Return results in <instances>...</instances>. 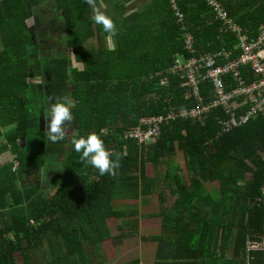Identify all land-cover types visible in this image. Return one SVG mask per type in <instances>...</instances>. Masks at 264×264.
<instances>
[{
    "label": "trees",
    "instance_id": "trees-1",
    "mask_svg": "<svg viewBox=\"0 0 264 264\" xmlns=\"http://www.w3.org/2000/svg\"><path fill=\"white\" fill-rule=\"evenodd\" d=\"M47 1L62 19L61 34L82 68L68 57L40 60L38 29L30 22L37 18L36 7ZM104 1L119 28L114 50L102 43L107 34L93 22L85 0L0 2V157L15 156L0 166V264H18V255L24 264H90L88 255H96L110 236L106 219L130 215L115 205L156 195L164 206L163 232L153 238L159 244L156 264H232L226 260L228 249L236 259L245 254L253 258L250 264H264V254L253 249L264 241V201H257L264 188V118L219 137V108L204 122L181 119L166 126L151 144L124 138L141 118L191 104L181 78L172 75L170 87H163L159 76L173 67L176 54L189 56L186 33L194 37L198 55L230 50L238 41L221 33L205 0H176L182 23L172 0H152L127 17L131 0ZM220 1L247 37L258 36L264 0ZM44 72L50 75L41 85L48 89L45 97L33 82ZM204 86L212 92V85ZM64 95L74 101L73 121L66 139L52 143L42 111ZM91 132L102 133L106 148L121 154L115 177L86 167L74 151L71 139ZM49 166L59 178L51 196L25 182L37 169L45 178ZM124 224L122 231H138L141 221ZM124 240L116 236L113 241Z\"/></svg>",
    "mask_w": 264,
    "mask_h": 264
},
{
    "label": "built area",
    "instance_id": "built-area-1",
    "mask_svg": "<svg viewBox=\"0 0 264 264\" xmlns=\"http://www.w3.org/2000/svg\"><path fill=\"white\" fill-rule=\"evenodd\" d=\"M205 2L221 24V33L234 36L238 45L230 50L225 48L198 55L194 37L186 33L184 48L189 56L176 54L173 67L167 73H159V76L163 87H170L172 75L181 78V87L186 92L185 99L191 101V104L171 107L164 114L141 118L136 126L125 132L126 140L141 145L157 142L166 126L181 119L204 122L219 108L223 111L219 118V137L230 134L257 118H264V24L260 26L257 37L249 38L220 0ZM172 3L177 18L182 23L184 15L177 7L176 0H172ZM236 51L240 53L236 55ZM249 76L253 77L252 81H248ZM203 85H212V92L204 91ZM18 166L17 162L16 167ZM257 201H264V188L262 197Z\"/></svg>",
    "mask_w": 264,
    "mask_h": 264
},
{
    "label": "rangeland",
    "instance_id": "rangeland-1",
    "mask_svg": "<svg viewBox=\"0 0 264 264\" xmlns=\"http://www.w3.org/2000/svg\"><path fill=\"white\" fill-rule=\"evenodd\" d=\"M150 1L151 0H140V3L147 4L150 3ZM42 12V19H45L44 21H41L42 19L39 18L37 22L34 20L30 22L31 28L37 27L38 29V36L40 37V60L46 61L54 57H59L61 53L62 56L65 57L71 55V52H69L65 44V36L61 34V29L63 28L62 19L55 14L52 4L49 3V5H46ZM103 44L110 47V42L107 38H103ZM1 48L0 43V49ZM71 57H68L69 60H71ZM71 62L72 65L74 64V66L82 68L81 65L75 64L73 61ZM37 71L39 72V70ZM48 80L49 74L46 72L38 76L37 79H33V82L40 86L39 90L44 97L48 96V89L46 87L41 88V85L44 86ZM46 106L48 109L51 105L46 104ZM1 143L2 142H0V146ZM11 159L12 157L9 155V160ZM4 160L6 161L7 157L1 159L2 162H4ZM50 164L52 163L50 162ZM50 170L45 178L41 177L38 173V169L31 173H27L25 182L27 184H36L41 189L48 190L47 193L51 195L55 188H57L59 178L57 177L58 171L53 169L52 166ZM148 174L151 177L154 176L152 165H149ZM249 178H251L250 175L247 179ZM218 187V183L213 185L214 190H217ZM167 199L168 202L173 200L169 192L167 193ZM161 205L162 202L159 200L158 195L150 196L140 201L132 199L127 200V202L121 201L118 205H115L116 209L126 208L130 215L126 219H117L114 217L106 219L107 230L110 236L99 244L96 255L93 252L88 255L90 264H132L137 262V260L142 261V257L139 256L140 252L146 251L150 253L154 250H158L157 243L152 239L158 235L160 236L162 232V218L159 215L161 213ZM6 215L8 216V213ZM137 219H140V221L142 220V226H140L138 231H135L137 227L127 228L128 226L124 224L126 220L134 221ZM121 226H127L125 227L127 229L122 231V229L119 228ZM122 234H125V236ZM116 236H122L125 240L120 244H116L113 241ZM87 251H90V248H88ZM17 260L18 264H24L21 255H18Z\"/></svg>",
    "mask_w": 264,
    "mask_h": 264
},
{
    "label": "clouds",
    "instance_id": "clouds-1",
    "mask_svg": "<svg viewBox=\"0 0 264 264\" xmlns=\"http://www.w3.org/2000/svg\"><path fill=\"white\" fill-rule=\"evenodd\" d=\"M85 3L92 7L94 12L93 22L102 27L111 44L119 34V28L105 11L100 10L103 7V0H85ZM110 50H114V48L110 47ZM74 106L71 96L64 95L55 103H52L50 108L42 111L47 139L50 142L57 143L66 139L69 126L73 121L72 109ZM71 144L74 151L80 153V159L86 167L95 168L101 176L110 175L115 177L118 175V169L121 166V154H114L106 148L102 133L91 132L87 136L73 137Z\"/></svg>",
    "mask_w": 264,
    "mask_h": 264
},
{
    "label": "crops",
    "instance_id": "crops-1",
    "mask_svg": "<svg viewBox=\"0 0 264 264\" xmlns=\"http://www.w3.org/2000/svg\"><path fill=\"white\" fill-rule=\"evenodd\" d=\"M139 1V2H138ZM152 1V0H151ZM150 1V2H151ZM49 3H51L50 1H47L45 4H42V5H40L39 7H36L37 9V18H36V20H35V18L34 19H32V20H34V21H38L39 20V18H41L42 19V15H43V10H44V7L46 6V5H49ZM147 4H149V3H147ZM146 4H141L140 3V0H131L130 2H128L127 4H126V7H127V9H126V11L124 12V17H127V16H129V15H131V14H133V12H136L137 10H139L140 8H142L143 6H145ZM107 9H108V5H107V3L103 0V7H101V11H105V12H107ZM54 10V9H53ZM91 11H92V17H93V15H94V12H93V9H91ZM45 19H42L41 21H44ZM235 20V19H234ZM62 26H63V24H62ZM241 27V26H240ZM63 28H64V26H63ZM63 28L61 29V32H62V30H63ZM244 30V29H243ZM38 34V33H37ZM246 35V34H245ZM103 38H107V37H105V36H103ZM90 43L92 44V46H97V40H90ZM102 43H103V39H102ZM66 44V43H65ZM106 46V45H105ZM66 47H67V45H66ZM107 47V46H106ZM110 47L111 48H114V45H113V42H111V44H110ZM110 47H107V48H109L110 49ZM62 48H65V47H62ZM68 48V47H67ZM68 50H69V52H71V55H68V56H66V57H71L72 56V51L68 48ZM62 57H65V56H62V53L59 55V57H57V58H62ZM55 58V57H54ZM73 59V57H71V61H73V63H74V59ZM74 65V64H73ZM49 78H50V75H49ZM35 79H37V78H35ZM47 82H49V80L47 81ZM41 122H42V124H43V127L45 128V121L43 120V117L41 118ZM2 144V143H1ZM9 155H11V157H12V159L11 160H9ZM5 157H7V160L5 161L4 160V162H2L1 161V159H5ZM13 159H15V156H13L10 152H7V153H5L4 155H2L1 157H0V166H2V165H4V164H6V163H10V162H13ZM16 165H17V162H16ZM51 166H49V168H50ZM38 173L41 175V177H43L42 176V174L38 171ZM48 174V173H47ZM39 177V176H38ZM37 177V178H38ZM44 178V177H43ZM39 179V178H38ZM44 180H46V179H44ZM40 190L41 191H44V192H46V194L48 195V196H51L49 193H47V191L48 190H43V189H41L40 188ZM55 191V190H54ZM174 202V200H170V202H166V204L167 205H171L172 203ZM163 208H164V206H163V203H162V205H161V211L163 210ZM160 215V217L162 218V216H161V213L159 214ZM141 226H142V220H141ZM162 232H163V218H162ZM162 232H161V234H162ZM160 234V235H161ZM159 236V235H158ZM153 240V239H152ZM153 242V241H152ZM155 243H157V247H158V250H154V251H152V252H150V253H147L146 251H142V252H140V254H139V256H141L142 257V261H140V260H137V262H135V263H132V264H156L157 262H158V259L160 258L159 257V244H158V242H156L155 241ZM258 245V246H257ZM257 245H256V247L257 248H253L254 249V251L255 252H261V253H263L264 254V241H262V242H258L257 243ZM217 252H221V250L220 249H218L217 250ZM162 254H163V252H162ZM164 255H168V252L167 251H164ZM225 256L227 257V261H229V262H231V261H233L232 262V264H250L251 263V261L253 260V258H251V259H247V255H245V254H240L239 255V257H238V259H236L235 258V256H234V251L232 250V249H228L227 251H226V254H225ZM263 263H264V259H263Z\"/></svg>",
    "mask_w": 264,
    "mask_h": 264
}]
</instances>
